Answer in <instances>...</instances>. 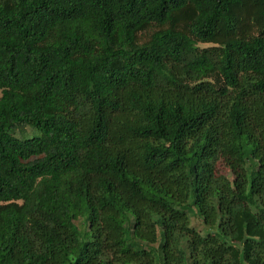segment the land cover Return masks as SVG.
Returning <instances> with one entry per match:
<instances>
[{
    "label": "trees",
    "instance_id": "1",
    "mask_svg": "<svg viewBox=\"0 0 264 264\" xmlns=\"http://www.w3.org/2000/svg\"><path fill=\"white\" fill-rule=\"evenodd\" d=\"M0 264H264V0H0Z\"/></svg>",
    "mask_w": 264,
    "mask_h": 264
},
{
    "label": "rangeland",
    "instance_id": "2",
    "mask_svg": "<svg viewBox=\"0 0 264 264\" xmlns=\"http://www.w3.org/2000/svg\"><path fill=\"white\" fill-rule=\"evenodd\" d=\"M148 32L144 33L141 35V40H145L148 37ZM206 45H203L202 47H204ZM28 134H31V131L29 128H27L25 130ZM34 134H37V132H34ZM19 136V135H17ZM189 218H190V224L192 227H194L197 231H199L202 235L206 234L205 231V227L204 225H202V223L200 222V220L196 217L195 213L193 210H191L189 212ZM78 224L80 225V222H78Z\"/></svg>",
    "mask_w": 264,
    "mask_h": 264
}]
</instances>
